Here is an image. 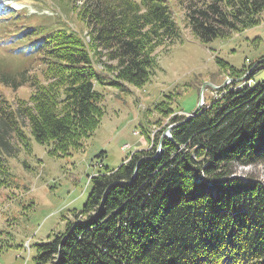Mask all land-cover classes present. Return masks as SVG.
<instances>
[{
  "label": "trees",
  "instance_id": "trees-1",
  "mask_svg": "<svg viewBox=\"0 0 264 264\" xmlns=\"http://www.w3.org/2000/svg\"><path fill=\"white\" fill-rule=\"evenodd\" d=\"M175 1L202 42L264 19V0ZM65 5L81 27L62 16L22 20L20 10L0 4V19L7 21H1L2 36L28 60L15 71L0 68V83L33 89L16 103L0 92L4 222L18 218L6 210L11 193L5 189L21 184L8 157L32 150V139L52 156L82 149L106 112L98 83L145 85L159 66L156 50L181 38L168 0ZM217 60L234 81L219 87L185 122L187 114L172 104L173 94L155 103V117L145 111L141 133L152 146L91 176L83 207L50 241L37 243L35 264H264V181L240 173L242 166L264 164V80L249 83L254 61L239 69ZM260 63L264 58L252 74ZM150 124L162 125L156 131ZM171 124H176L171 137L161 138ZM3 227L0 249L13 238ZM5 233L10 235L4 238Z\"/></svg>",
  "mask_w": 264,
  "mask_h": 264
},
{
  "label": "rangeland",
  "instance_id": "rangeland-1",
  "mask_svg": "<svg viewBox=\"0 0 264 264\" xmlns=\"http://www.w3.org/2000/svg\"><path fill=\"white\" fill-rule=\"evenodd\" d=\"M67 2L71 6L79 4L80 0H0L1 5L8 4L12 10H20L22 20L27 16H36V21L62 16L81 27L76 14L65 5ZM168 2L181 25V38L169 48L163 46L156 50L159 66L145 85L98 83L97 88L104 93L106 112L94 134L85 139L82 149L68 156H52L46 145L32 139V150L23 148L16 156L8 157L11 170L21 184L5 189L11 193V198L6 197V210L18 218L4 222V216L0 217V226L13 236L4 241L5 246L0 249V264H35L37 243L50 241L54 232L65 229L67 221L73 218V211L83 207L92 189L91 176L107 168H117L132 152L152 146L141 132L142 125L147 123L145 111L148 116L157 115L153 110L155 103L173 94L172 104L180 105L189 113L198 106L204 84V102L219 93L217 88L214 90L208 85L209 81L223 84L227 80L230 85L234 80L227 72H222L218 57L239 69L254 61L247 73L248 79L253 75L249 83L255 85L264 80V63H260L253 74L250 72L264 58V19L243 31L202 42L184 21L182 7H178L175 0ZM1 21L3 19L0 24ZM2 34L0 29V68L15 71L25 67L28 60L19 50L10 48ZM34 69L40 66L35 64ZM32 90L28 85L14 89L0 83V92L15 103L19 98L28 99ZM161 125L150 124L156 131ZM240 169L241 174H253L264 181V164ZM9 235L5 233L4 238Z\"/></svg>",
  "mask_w": 264,
  "mask_h": 264
},
{
  "label": "water",
  "instance_id": "water-1",
  "mask_svg": "<svg viewBox=\"0 0 264 264\" xmlns=\"http://www.w3.org/2000/svg\"><path fill=\"white\" fill-rule=\"evenodd\" d=\"M261 61V60H260ZM259 62V61H258ZM257 62V63H258ZM227 83V80H225L224 82H223V84H221V85H216V84H214V83H212V82H208V85H211V86H214V87H216V88H218V87H221V86H224L225 84ZM206 88V84H204L203 85V88H202V91H201V97H200V101H199V104H198V106L192 111V112H190V113H188L187 114V116H186V118H185V120L183 121V122H185V121H187L188 119H190V118H192L194 115H196L200 110H201V108H202V105L204 104V97H203V90ZM176 124H171V125H169L168 127H167V129L164 131V133L162 134V137L161 138H163L164 136H168V137H171V130H172V128L175 126ZM161 150V146L159 145V148H158V152ZM103 204H104V201H102V204H101V207L103 206Z\"/></svg>",
  "mask_w": 264,
  "mask_h": 264
}]
</instances>
